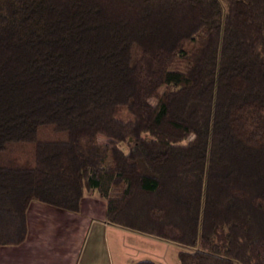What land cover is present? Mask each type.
Returning a JSON list of instances; mask_svg holds the SVG:
<instances>
[{
	"label": "trees",
	"instance_id": "16d2710c",
	"mask_svg": "<svg viewBox=\"0 0 264 264\" xmlns=\"http://www.w3.org/2000/svg\"><path fill=\"white\" fill-rule=\"evenodd\" d=\"M91 192L178 264H264V0H0V247Z\"/></svg>",
	"mask_w": 264,
	"mask_h": 264
},
{
	"label": "crops",
	"instance_id": "0c3cea01",
	"mask_svg": "<svg viewBox=\"0 0 264 264\" xmlns=\"http://www.w3.org/2000/svg\"><path fill=\"white\" fill-rule=\"evenodd\" d=\"M26 223L21 243L0 247V264H128L148 253L142 242L152 237L109 223L96 192L84 194L77 211L32 200Z\"/></svg>",
	"mask_w": 264,
	"mask_h": 264
},
{
	"label": "rangeland",
	"instance_id": "374dc122",
	"mask_svg": "<svg viewBox=\"0 0 264 264\" xmlns=\"http://www.w3.org/2000/svg\"><path fill=\"white\" fill-rule=\"evenodd\" d=\"M176 66L181 67L183 66V64L181 61H177ZM162 89L163 87L160 90ZM150 101L151 103H154L155 99H151ZM98 138L100 141H103L105 139L103 135H99ZM147 239L148 241L142 242V244L146 252L148 253L146 254L140 253L136 255L137 257H134V259L127 261L128 264H131L136 260L144 259V258L152 259L157 264H178L177 251L180 249H188V250L193 249V247H188L179 243H174L157 238L147 237Z\"/></svg>",
	"mask_w": 264,
	"mask_h": 264
}]
</instances>
